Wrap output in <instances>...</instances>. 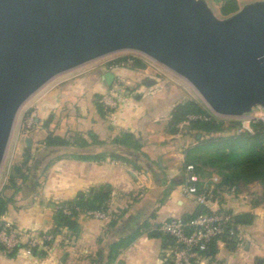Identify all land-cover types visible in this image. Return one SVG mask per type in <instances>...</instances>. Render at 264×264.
I'll use <instances>...</instances> for the list:
<instances>
[{
  "label": "crops",
  "instance_id": "0c3cea01",
  "mask_svg": "<svg viewBox=\"0 0 264 264\" xmlns=\"http://www.w3.org/2000/svg\"><path fill=\"white\" fill-rule=\"evenodd\" d=\"M154 71L147 65L101 67L80 74L75 71L47 83L31 107L36 115L33 132L22 138L24 143L26 137L31 139L24 148H37L31 172L38 175L37 185L14 197L0 213V222L49 231L55 227L60 202L99 188L110 192L107 218L79 212L74 217L76 230L62 227L45 248L34 250L24 244L12 250L0 248V264H172L173 240L159 225L174 217L190 218L200 206L180 195L185 151L195 143L196 134L185 121L178 125V132L169 129L174 107L190 97L174 79ZM119 78L127 93L113 123L101 96ZM126 133L132 135L133 146L139 144L135 163L113 156L119 150L133 154L124 144ZM50 134L70 140L73 146H39ZM142 171L148 174L146 182L139 176ZM199 175L201 187L215 177ZM29 182L30 177L20 180L23 186ZM255 184L246 185V193L241 189L220 196L218 205L234 215V234L217 240L201 264H264V192ZM243 212H252L250 223L235 221ZM137 232L110 260L112 245Z\"/></svg>",
  "mask_w": 264,
  "mask_h": 264
},
{
  "label": "water",
  "instance_id": "95a60500",
  "mask_svg": "<svg viewBox=\"0 0 264 264\" xmlns=\"http://www.w3.org/2000/svg\"><path fill=\"white\" fill-rule=\"evenodd\" d=\"M122 51L185 79L217 115L264 109V0L222 18L209 0H0V170L19 110L34 93ZM252 218L243 212L235 221Z\"/></svg>",
  "mask_w": 264,
  "mask_h": 264
},
{
  "label": "trees",
  "instance_id": "16d2710c",
  "mask_svg": "<svg viewBox=\"0 0 264 264\" xmlns=\"http://www.w3.org/2000/svg\"><path fill=\"white\" fill-rule=\"evenodd\" d=\"M239 9L237 0H221L220 12L222 15L227 16L236 12ZM133 66L143 68L145 63L135 58ZM99 108L103 110L104 106L99 102ZM109 111V110H107ZM189 114H203L206 115V119H197L188 122L189 130L195 132V143L198 141L200 144H193L188 146L185 151V163H192L195 165L197 172L200 174L202 168L197 165L198 161L202 158L195 156V151H200L204 148L216 147L217 150L212 158L209 160H203V164H210L213 167L218 168V172L221 174V185H234L239 188V184L248 185L252 182L264 183V122L260 121L253 125L254 132H240L238 122H232L229 126L221 120H218L212 115H208L207 110L201 106L193 98H187L184 101L178 103L172 113L169 121V129L176 133L179 131V124L186 121ZM132 135L125 134L124 144L130 147L132 155L116 151L113 156L135 163L137 157H139V144L133 146L131 144ZM203 139H205L203 141ZM41 146L44 147H66L73 144L70 140L60 137L58 135L50 134L45 139L40 141ZM26 157L24 165H29L32 172V166L34 157L32 155V147L26 148ZM138 151V152H137ZM135 153V155H134ZM137 154V155H136ZM144 156V154H141ZM137 156V157H135ZM85 158H91L93 156H84ZM139 160V159H138ZM30 177V182L26 185H22L20 180L24 181ZM37 173L24 172L20 167H15L11 172L9 187L11 193L8 195V201L11 202L14 197L25 191L30 192L32 187L37 185ZM261 198H264V193ZM110 200V192L103 188L94 189L89 192L88 195L81 194L77 199L73 201H62L57 205L55 213V227L49 230L52 234L57 235L62 227H68L71 230H76L77 223L74 217L79 213L75 209L72 210V214H66L63 211L62 206H69L74 208L77 206L82 210H105L107 211L108 202ZM7 208V203H0V213H4ZM134 233L127 238H123L110 249L109 258L113 260L117 257L118 248L120 246L129 245L137 236ZM216 242H213L210 247V251L213 252ZM36 250V249H34Z\"/></svg>",
  "mask_w": 264,
  "mask_h": 264
},
{
  "label": "built area",
  "instance_id": "2783aa9c",
  "mask_svg": "<svg viewBox=\"0 0 264 264\" xmlns=\"http://www.w3.org/2000/svg\"><path fill=\"white\" fill-rule=\"evenodd\" d=\"M134 59L135 57L132 56H124L103 63L100 62L99 64L93 60L88 62L89 64L86 63V69L77 70L79 69L77 67V69L74 68V72L76 71V74H80L101 67L112 69L116 67L133 66ZM79 67L81 68V66ZM52 80H54V78ZM122 84L123 81L119 78L116 86L104 92L101 96V100L104 106L109 110V117L113 123L117 120L116 111L119 102L127 93V90H125ZM206 110L208 115H212L218 120L224 118L238 120L240 132L253 133V125L260 121L264 122V109L255 110L242 117L220 116L209 108ZM206 117L207 116L203 114H189L185 122L206 119ZM139 176L145 182L148 180V174L144 171L140 172ZM220 182L221 178L215 176L208 186L201 187L200 175L195 165L192 163H185L183 168V182L180 186V195L182 197L194 199L198 205H203L204 209L199 215L195 214L190 218L174 217L160 223V231L169 235L173 240V247L170 251L172 264H201L202 260L210 253V247L213 242H217V240L227 235L234 234V215L222 209L218 205V200L223 194H235L237 192V187L234 185H221ZM62 208L66 214H72V210L75 209L78 212L84 211L94 218H107V212L105 210H82L77 206H74V208L62 206ZM55 237L56 236L50 231L19 229L9 222L0 223V244L6 250H12L21 244L31 249L39 247L45 248Z\"/></svg>",
  "mask_w": 264,
  "mask_h": 264
},
{
  "label": "rangeland",
  "instance_id": "374dc122",
  "mask_svg": "<svg viewBox=\"0 0 264 264\" xmlns=\"http://www.w3.org/2000/svg\"><path fill=\"white\" fill-rule=\"evenodd\" d=\"M237 1H238L239 7H241L243 5V3L252 2L255 0H237ZM209 3L211 4L212 8L214 9V11L218 17H220V18L224 17V15H222L220 12L221 0H209ZM124 56H132V57H135L137 59L142 60L145 63V65L150 67V71L155 70L153 74H161L164 77H169V78L174 79L177 83H179L183 92L185 94H187L188 97L193 98L201 106L208 109L206 103L203 101L201 96L198 94V92L194 89V87L189 82H187L185 79L181 78L180 76L176 75L175 73L171 72L170 70L166 69L162 65L158 64L157 62L153 61L152 59L148 58L147 56H145L141 53H138L135 51H122V52H117L114 54L107 55L105 57L98 58L95 60V62L97 64H99L100 62L103 63V62H106L108 60H112V59L120 58V57H124ZM86 67L87 66L85 64V65L81 66V68L78 67L79 69H77V68L76 69L82 70L84 68L86 69ZM73 72H74V69L67 71L63 74H60V75L56 76L55 78H59V77L64 76V75H69L70 73H73ZM46 85H44L42 88H40L36 93H34L22 105V107L19 110V113L17 115L15 124H14L11 139H10L9 146H8V149L6 152V156H5L2 168L0 170V203H2V202L7 203V206L10 203L8 201V195L12 191L11 188L9 187V184H10L9 180H10L11 172L13 171V169L15 167H19V168L21 167L24 172H27L28 174L31 173L30 168L28 169L29 165H27V166L24 165V160L26 157V151L27 150H26V148H24V144L26 142L25 143H24V141L22 142V138H23V135L31 136V133L33 132V128L35 126L36 115L32 111L31 107L34 106L33 104H34L35 100L39 97V94L42 92V90L45 89ZM221 120L225 123L226 126H229L232 122H238V120L228 119V118H224ZM204 140L205 139H203V141ZM20 141L22 142L23 147L21 149L22 150L21 153L18 154L17 149H18V143ZM201 142H202V140L196 142L195 144H200ZM38 145L41 146L40 142H38ZM216 150H217L216 147H210V148H204L200 151H195L193 153L195 156L202 158V160L198 161L196 164L202 168L201 173L204 176H211L213 174H215V176H219V177L221 176V174L218 172V168L213 167L210 164H203V162H202L203 160H209L210 158H212L213 155L215 154ZM36 152H37V148H33L32 155L34 158H35ZM256 183L257 184H255V185L257 186V189L260 190L261 192H264V183H261V182H256ZM241 189H242L243 193L247 192L245 185L239 184L238 192H236V193H240ZM6 210H7V208H6ZM0 248L4 249V247L1 244H0ZM34 249H37V248H34Z\"/></svg>",
  "mask_w": 264,
  "mask_h": 264
}]
</instances>
